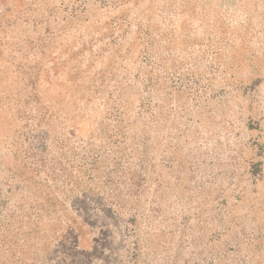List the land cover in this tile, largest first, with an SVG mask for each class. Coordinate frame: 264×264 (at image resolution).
<instances>
[{
	"label": "rangeland",
	"instance_id": "rangeland-1",
	"mask_svg": "<svg viewBox=\"0 0 264 264\" xmlns=\"http://www.w3.org/2000/svg\"><path fill=\"white\" fill-rule=\"evenodd\" d=\"M0 264H264V0H0Z\"/></svg>",
	"mask_w": 264,
	"mask_h": 264
}]
</instances>
